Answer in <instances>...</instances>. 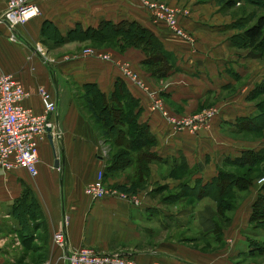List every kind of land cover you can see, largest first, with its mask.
<instances>
[{"label":"crops","instance_id":"1","mask_svg":"<svg viewBox=\"0 0 264 264\" xmlns=\"http://www.w3.org/2000/svg\"><path fill=\"white\" fill-rule=\"evenodd\" d=\"M159 1L177 11L176 21L189 41L152 21L140 0H40L39 14L22 25L10 29L0 21V75L22 87L26 95L21 104L36 114L42 113L39 88L56 102V110L47 115L50 128L36 142V174L30 176L23 168L0 169V264H66L63 253L82 246L125 255L137 264H264V249L257 253L250 242L264 241V233L248 222L259 193L256 180L229 211L219 239L212 234L214 207L205 201L199 199L197 206L164 205L154 197L159 189L208 183L224 157L264 147V136L254 141L231 130L237 118L254 115L259 98L251 94L264 79V61L231 41L239 31L233 25L239 4ZM4 5L0 0V14ZM103 21L146 29L164 61L138 46L120 48L118 37L103 42L83 39L81 32ZM83 47L109 59L82 54ZM89 85L104 95L107 105L116 98L124 122L120 130L127 133V121L133 117L152 139L145 185L135 192L138 205L83 193L117 148L84 94ZM148 92H155L170 113L186 115L212 107L215 115L195 133L175 131L150 109ZM130 174L131 168H125L102 176V181L107 188L129 194ZM23 190L36 213L28 208L19 222L12 206ZM58 229L67 240L63 250L51 242Z\"/></svg>","mask_w":264,"mask_h":264},{"label":"trees","instance_id":"2","mask_svg":"<svg viewBox=\"0 0 264 264\" xmlns=\"http://www.w3.org/2000/svg\"><path fill=\"white\" fill-rule=\"evenodd\" d=\"M226 2H240L245 6L257 5L263 8L255 10L252 22L241 17L235 21L233 25L239 31L232 36L231 41L235 46L246 48L257 54L259 59L264 60V12H260L261 9L264 10V0H227ZM81 36L83 39H92L97 42L118 37L120 48H124L126 45L138 46L144 51H148L151 57L164 61L161 52L158 54L159 47L156 45L151 33L133 23L122 22L113 25L110 22L103 21L95 28H89L81 32ZM84 92L86 98L89 97L90 105L96 110L103 127L106 129L107 136L112 137V142L116 143L114 145L117 146L107 159L102 176L131 168L127 192L135 193L136 189H141L145 185L148 175L147 163L152 159V154L147 150L152 143L150 135L144 126L134 123L133 117H130L127 121L130 126L127 133L119 129L118 126H121V123L124 122L121 120L119 104L115 97L111 101L113 104L107 105L104 95L94 89L92 85L85 86ZM263 94L264 79L256 85L251 97L257 98ZM255 108L254 115L237 118L235 126L231 130H238L239 128L263 137L264 95L255 102ZM263 159L264 147L258 150L245 149L233 158L224 157L222 166L217 170L216 176L208 183L203 185L195 183L192 186L181 184L177 190L168 191L164 197H161V200L162 202L167 200L171 204H177L208 197L214 206L212 216L214 224L213 239H219L220 229L230 219L226 213L236 207L237 198L245 193L256 174V166ZM26 197H28V194L26 190H23L20 198L12 206L13 217L19 222L24 221V219L21 220L18 216L22 215L28 208L34 211V215L36 213L34 202L32 199L27 201ZM23 216L24 214L21 217ZM248 222L251 228L264 233V182L261 183L259 193L251 205ZM250 242L254 247L251 250L260 253L264 249L263 240L252 239Z\"/></svg>","mask_w":264,"mask_h":264},{"label":"built area","instance_id":"3","mask_svg":"<svg viewBox=\"0 0 264 264\" xmlns=\"http://www.w3.org/2000/svg\"><path fill=\"white\" fill-rule=\"evenodd\" d=\"M38 1L40 0H5L4 9L0 14V21L10 29L22 25L28 19L39 14ZM141 6L152 21L162 22L177 37L190 40L188 33L182 29L177 21V11L159 0H140ZM82 54L91 55L100 59H109L105 53H95L90 48H84ZM122 73L129 79L133 77L128 71ZM42 106V113L36 114L21 104L26 92L10 76L0 75V169L10 170L23 168L30 176L36 174L37 149L36 142L45 135L50 128L47 115L56 110V102L42 88L38 89ZM150 109L157 111L163 120L175 131L185 129L195 133L206 127L215 115L212 107L186 115H176L167 111L155 92H148ZM58 139V133L55 132ZM263 181V177L256 180ZM83 193L91 198L115 196L126 199L132 205L139 204L135 194H124L115 189L107 188L102 181V172L97 170L92 181L88 182ZM63 229L54 231L51 242L61 250L67 246ZM66 264H137L133 259L118 253H101L89 247L68 249L62 256ZM42 264H49L43 262Z\"/></svg>","mask_w":264,"mask_h":264},{"label":"rangeland","instance_id":"4","mask_svg":"<svg viewBox=\"0 0 264 264\" xmlns=\"http://www.w3.org/2000/svg\"><path fill=\"white\" fill-rule=\"evenodd\" d=\"M232 2H230V4H231ZM233 5L235 4V5H238V6H235L236 7V9H238L239 10V12H237L238 13V17L240 18H245L246 19V21H250V22H252L253 20H254V17H252L253 16V14H254V12H255V10L256 9H260V8H262V7H259V6H257V5H248V6H245V5H242V3H240V2H235V3H232ZM251 9H254V10H251ZM263 9V8H262ZM260 10V12L261 13H263L264 12V10ZM258 14V13H257ZM256 15V14H255ZM252 17V18H251ZM238 18V19H239ZM84 48H88V47H83L82 49H84ZM82 49H81V51H82ZM264 61V60H263ZM49 63H52V62H49ZM262 96H259L258 98H261ZM236 131H238V133H239V137H243V138H245V139H250V140H254V141H257V140H259V139H261L260 137H259V135H254V134H252V133H249L248 131H241L240 132V129L238 128V130H236ZM264 136V135H263ZM256 168H257V171H256V174L253 176V181H255V180H257V179H259V178H261V177H263V181L262 182H264V159L256 166ZM262 182H260L259 183V185H261V183ZM170 191H173V190H170ZM166 193H168V191H161V189H159L158 190V193H155L154 194V197H157V195L159 196V198H161V197H164L165 195H166ZM133 194H135V193H133ZM243 196H245V193L244 194H241V196L240 197H238L237 198V201L235 202V206H237L238 205V203L242 200V198H243ZM162 199V198H161ZM201 201H205L206 203H208L211 207H214L213 205H212V203H211V201H210V199L207 197V198H205V197H203L202 199H200ZM164 203V205H171V202H168L167 200H164L163 201ZM198 202V200H190V201H187L186 202V204H190V205H192V206H194V205H196V203ZM197 205H199V204H197ZM196 205V206H197ZM235 209V208H234ZM233 211V210H232ZM228 213L229 212H227L226 213V215H228ZM213 216V215H212ZM4 264H6V263H4ZM26 264H37V263H33V262H31V263H26Z\"/></svg>","mask_w":264,"mask_h":264}]
</instances>
